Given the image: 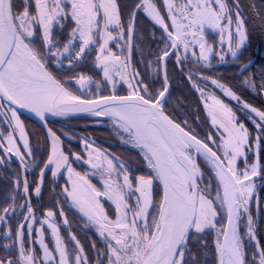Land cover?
<instances>
[{"label": "snow or ice", "instance_id": "6c2138e0", "mask_svg": "<svg viewBox=\"0 0 264 264\" xmlns=\"http://www.w3.org/2000/svg\"><path fill=\"white\" fill-rule=\"evenodd\" d=\"M163 6V15L152 0H143V4L135 6L136 10L146 12L165 32V47L157 57L158 63L174 54L169 49L179 51L182 47L187 53L190 47L196 45L199 48L198 61L202 60L211 66L209 54L214 53L204 40L206 28L219 31L227 29V50L233 58H238V52L247 40L239 0H232L231 5L227 0H183L179 4L175 0H164ZM165 16L168 17L167 22ZM134 17L133 12L127 22L129 40ZM67 19H71L75 27L61 50L58 47L61 42L53 36V28L62 27L60 21ZM113 26L119 29L121 37L125 34L116 0H23L22 10L16 0H0V112L6 107L10 113L9 125L13 127V132L19 131L18 137H14L12 132L6 136L0 135V142L7 145L0 148V151L14 153L22 164H25L26 156H31L18 108L30 109L45 123L49 113L64 116L70 112H92L96 116H112L128 134V142L141 149L143 159L154 176L132 177L119 158L109 159L111 153L104 154L96 148L93 149L97 154L95 160L89 159L87 163L107 177L103 181L104 191L101 192L88 181L86 175H81L72 168L69 157L60 150L59 137L51 129L48 132L52 138V154L44 165L45 169L55 165L56 171L52 173L54 177L62 168L68 172L72 182L71 191L67 187L63 191L71 197L73 204L87 220L97 227L99 235L108 241L107 249L101 253L102 259L97 257V264H186L185 249L190 232L203 233L205 229L215 227V220L220 215L218 208L224 210L223 214L227 219V227L218 230L215 241L218 264H249L238 230L242 214L246 218V235L256 245V250L251 254V264H264V248L259 247L254 234L255 222L249 211L254 195L253 177H257L261 168H264L259 155L261 141H264V111L245 105L258 117L255 124L258 133L252 135L243 123L237 122L231 108L214 96L211 97L213 103L206 105L211 123L218 130L222 129L219 145H216L211 135L208 136V140L217 147V151H213L208 143L184 131L179 124L164 115L162 102L168 90L166 75L165 87L156 96L147 92V85L142 80L135 85L128 83L127 96L112 95L83 100L73 95L46 69V60L50 57H64L70 64L75 63L86 49L98 45L96 62L102 68L104 78L113 83V77L125 80L127 58L121 60L108 48L109 41L117 38L109 31ZM37 30L42 35L43 51L32 42ZM233 36L237 38L235 41ZM74 42L80 44L79 51H75ZM219 47L224 49L223 39L219 42ZM66 53L68 56L65 57ZM191 54L196 56L197 52L193 50ZM219 59L224 60V55H220ZM177 62L182 63L179 56ZM247 69V64L241 65V75ZM138 75L135 71L131 73L133 80ZM189 79H192L191 75ZM200 79L210 80L213 85L223 89L227 96L239 99L223 83L210 77L201 76ZM88 82L90 78L82 74L77 81L81 87H86ZM244 82L256 86L254 76L246 77ZM258 86L264 90V81ZM141 88L144 95L140 94ZM17 139L23 143L18 145ZM85 144L90 147L87 141ZM21 147L27 151L22 153ZM192 148L211 162L215 178L219 182L215 189L211 180L201 186L205 178L190 155ZM246 149L256 157L250 165L247 164ZM88 155L92 156V152ZM75 159L82 158L76 155ZM238 159H244L245 169H237ZM113 160H116L115 165ZM113 175L116 179H112ZM133 179L136 180L135 188ZM154 179L163 186L158 202L153 200ZM14 184L16 189L22 184L25 203L18 205L15 203V196L11 197L12 203L7 207H0V212L4 213L0 215V222L13 214L17 207L27 208L28 215L23 219L30 222L17 226L18 256L15 259L8 255L0 257V264H88L87 256L83 254L84 249L75 236L71 239L77 247L67 249L55 224L47 225L54 237L51 250L44 242L42 229L39 232L42 255L36 254L31 246H25V232L30 238L33 223L37 221L28 203L27 178L16 180ZM34 192L39 195L41 187L37 185ZM133 195L136 196L134 206L126 198ZM101 197H107L115 204V219L108 216L100 203ZM152 208H155L154 214L149 211ZM46 215L51 218L55 213L49 210ZM64 222L67 223V220Z\"/></svg>", "mask_w": 264, "mask_h": 264}, {"label": "flooded vegetation", "instance_id": "af4514ba", "mask_svg": "<svg viewBox=\"0 0 264 264\" xmlns=\"http://www.w3.org/2000/svg\"><path fill=\"white\" fill-rule=\"evenodd\" d=\"M116 2L120 10L121 23L125 29L127 27L125 17L122 16L123 9V13H130V11L135 13L134 29L136 31L137 16L140 10H136L135 6L137 4H142V0H116ZM16 3L21 5L22 10L23 0H16ZM166 18L168 20V17ZM60 24L62 27L55 26L53 28V36L61 42L58 47L62 50V46L64 43H67L71 30L75 27V24L71 19L62 20ZM109 29H111V31L114 30L111 33L115 37V30L118 31V29L113 27ZM32 42L35 47L41 51L44 50L42 35L39 30H37V34L32 39ZM74 43L75 51H79L80 44ZM137 46L138 45L135 46V43H132L131 47L125 46L117 42L116 39L109 41L108 48L111 49V52L119 56L121 60L127 58L128 61L126 79L121 80L119 77H113L115 83L104 78L103 70L96 62L98 45L96 47L90 46L86 49L85 53L82 54L81 58L75 63L70 64L64 57H50L46 60L45 67L57 80L64 84L73 95L79 96L83 100L98 99L101 96H127L129 95L128 83L131 82L135 85L140 80L143 81L144 85H147V92L156 96L158 91L163 90L161 85L165 83L163 65H157L158 60L157 58L155 59V55H152L151 58L144 60L140 67L138 65V60L133 54ZM148 46L149 50L153 53L152 48L154 44H149ZM129 48L130 54L128 58L127 53ZM255 51L257 52V49ZM173 53L174 54L167 57V64H165L169 90L174 80L181 82V78L186 77V59L180 56L182 63H178V51H173ZM66 56H68L67 53L65 54V57ZM133 71L139 73L135 80H133L131 76ZM194 72L196 74L197 70H194ZM157 73H160V77L157 76ZM81 74L90 78V82L87 83L86 87H81L77 83ZM189 76L190 75H187L190 85L198 93L195 86L200 84L199 79L201 73H197V77L191 76V80ZM97 85H99V87H97ZM139 91L141 95L145 94L142 88L139 89ZM165 97V100L162 102L163 111L182 128L191 133L190 129L193 130V125L189 122L188 124L190 127H188L187 124L181 122L176 111L168 106V94ZM145 98L147 99L148 97L145 96ZM18 114L24 124L29 148L31 149V156H26L25 164H22L14 153L8 154L5 151H0V158H2L0 159V207H7L8 204L12 203L11 197L13 196H15L16 204L23 205L25 203L22 184L19 189H16L14 181L22 180L26 177L29 182L28 203L33 209L37 222L33 223V231L30 238L27 232H25V246H31L36 254L42 255L39 244V232L42 229L44 242L51 250L53 248L54 237L51 229L47 225L55 224L58 229V234L67 249L71 250L77 247L71 239L72 236H75L80 246L84 249L83 254L87 256L88 264H97V257L100 256L102 259L101 253L107 249L106 240H103V237L99 235L97 227L87 220L84 214L73 204L71 197L63 191L65 187L71 191L72 182L69 179L68 172L62 168L54 177L52 173L56 171L55 165H50L47 169L44 168L49 156L52 154V138L50 134L32 117L21 113L19 110ZM9 118L10 113L7 112V108L5 107L4 111L0 112V135L6 136L9 132H12L14 137H18L19 132L18 130L13 132V127L9 125ZM46 123L56 136L59 137L60 150L69 157L72 168L81 175H86L88 181L101 192L104 191L103 181L107 177L99 174L98 170L92 169L87 163L89 159L95 160L97 154L93 149L98 148L101 153L104 154L111 153V156L108 157L109 159H112V157L119 158L128 169L130 176L136 177L138 175L139 169H141V166L138 164L140 153L137 149L129 148L121 143V128L116 126V130H114L112 127L114 124L110 118H100L89 112L71 113L64 116L47 117ZM12 125H14L13 121ZM192 134L194 133L192 132ZM85 141H87V145H90V147L86 146ZM16 143L20 145L23 141L17 139ZM6 146V143L0 142V148ZM20 151L24 153L27 149L21 147ZM89 152H92V156L88 155ZM76 155L80 156L82 159L76 160ZM113 164H116V160H113ZM25 165H27V167ZM118 167L117 165V168ZM112 179H116V176L113 175ZM133 183H136L135 179H133ZM37 185L41 187L39 195H36L34 192V188ZM100 203L104 206L108 216L115 219V204L112 201H107L105 197L100 198ZM49 210L55 213L51 218L46 215ZM61 210L63 214H61ZM0 215H4V213L0 212ZM27 215L26 207H17L13 214H9L5 218V221L0 222V257L8 255L10 258L15 259L18 256L19 244L16 240V230L18 224H27L30 222L23 219ZM65 219L67 223L64 222ZM190 235L191 232L189 238ZM29 240L31 241L30 245ZM93 245H95V247H93Z\"/></svg>", "mask_w": 264, "mask_h": 264}, {"label": "trees", "instance_id": "16d2710c", "mask_svg": "<svg viewBox=\"0 0 264 264\" xmlns=\"http://www.w3.org/2000/svg\"><path fill=\"white\" fill-rule=\"evenodd\" d=\"M239 5L247 29V45L240 52L238 58L226 64L213 61L211 66L207 67H202L200 64L193 63L192 60L186 59V77L181 78V82L174 80L172 87L168 91V106L172 107L179 116L187 119L194 127L190 131L194 134L197 133L196 135L199 134L198 136L200 138L201 134H206L208 131H212V129L206 117L201 99L196 90L190 85L187 75L197 77V73L200 72L201 76L212 77L230 88L239 99L264 111V90L258 86L261 81H264V0H239ZM123 11L122 15L124 14ZM161 13L162 15L164 14L162 8ZM165 21H167L166 16ZM135 37L137 42H141V44H137L140 47L135 50V58L138 60L140 67L144 60L151 58L152 55L156 56L165 45V32L163 29L154 26L141 10L137 16ZM147 42L154 44L152 48L153 53L149 48L147 49L149 52L145 50L149 45ZM256 49L257 52L255 51ZM253 56H256V60L253 66L248 68L246 72L251 71L255 77L256 93H253L242 84L243 75L240 72V66ZM238 64L241 65L239 66ZM194 70H197L196 74ZM238 115L240 119L244 120L247 126L251 125L240 112H238ZM261 145L259 154L260 163L264 165V141H261ZM190 151L192 152V150ZM257 180L259 181L257 195L259 209L257 205L254 229L262 248H264V168H261L260 176ZM156 196L157 193L154 187V200H156ZM252 213L254 211H251V215ZM215 241V234L211 230H205L203 233L191 232L185 255L186 264H218V253Z\"/></svg>", "mask_w": 264, "mask_h": 264}, {"label": "rangeland", "instance_id": "374dc122", "mask_svg": "<svg viewBox=\"0 0 264 264\" xmlns=\"http://www.w3.org/2000/svg\"><path fill=\"white\" fill-rule=\"evenodd\" d=\"M163 2H164V0H153V3L156 4V6L159 8L160 12H161V8H162L163 13H164ZM182 2H183V0H175V3H177V4L182 3ZM227 2H228L229 5L232 4L231 0H227ZM141 11L147 17L146 13L142 9H141ZM130 14H132V11H130V13H124L122 15V16L125 17L126 27H127V22L130 19ZM150 21L153 23L154 26H158L152 20H150ZM110 28H112V27H110ZM113 28L118 29L115 26H113ZM109 31L112 32L114 30L111 31V29H109ZM115 32H116L115 33V37H117L116 41L124 44L125 46L127 45L128 47H131L132 43H135V46L138 43L141 44V42H139V41L137 42V39L135 37V32L136 31L134 29V26H133V30H132V33H131V39L130 40H129V36H128V33H127V28L125 29V34L122 37L119 34V29H118V31L115 30ZM153 34H155V33H153ZM203 36H204V40L206 42V45L212 47V49H213V53L214 54H209V59H210L211 63L213 61H216V62H219L220 64H226V63H230L234 59H236V58H233L231 56L230 52H228V50H227V42L229 40L227 29H225L224 31H219L217 29H208V28H206L204 33H203ZM221 39H223L225 41V47H224L223 50L219 47V42L221 41ZM232 39H233V41H235L237 38L235 36H233ZM145 44H146V42H145ZM246 45H247V40H246L244 46L239 50L238 55L240 54V52L243 51V48ZM139 47L140 46L138 45L137 49ZM164 47H165V45L163 46V48ZM148 48H149V46H147L145 48V50L147 51ZM193 50H195L197 52L196 56H193L191 54ZM147 52H149V51H147ZM160 53H161V51H159L156 54L155 59L158 57V55H160ZM133 54L135 55V50H134ZM198 55H199V48L196 45H194L193 47H190L187 53L184 52L182 47L178 51V56L179 57L182 56V58L192 60L193 63L195 62L196 64H200V66H202V67H207L208 65H206L202 60L198 61ZM220 55H224V60H220L219 59ZM127 57L129 58V51L127 53ZM167 60H168V58L164 59L163 61H161L159 63L157 62V65H163L164 66L165 64H167ZM238 65L240 66L241 64H238ZM157 76L160 77V73H157ZM249 76H253L251 71H248L245 74H243L242 84L246 88L251 90L253 93H256L257 90H256L255 86H252L251 84H248V83L244 82L245 78L249 77ZM203 77H209V76H203ZM210 78H212V77H210ZM218 82L221 83L220 81H218ZM164 87H165V83H163L161 85L162 89H164ZM195 87L198 90V94H199V97L201 99V102H202L206 117L208 118L209 125L211 126V129H212V131H210V132L208 131L206 134H201V138L204 139L210 145H212L215 149H217V147L214 146L208 140V136L211 135L212 139L216 141V145H219L220 142H221V137H222V129L218 130L211 123V117L209 116V109L206 107V105L213 103V101L211 99V97H213V96L217 100L221 101L224 105H226L227 107L231 108L232 111L236 115L237 122L238 123H243L245 125V127L248 129V131L252 135H256L258 133V130L255 127V124L258 122V117H256L255 113H252L250 111V109L245 107V105H251V104H248V103H246L245 101H243L241 99H234L232 97L227 96V94L224 92L223 89H220L218 86L213 85L210 80L201 79L200 80V84H197ZM201 90H203V91H201ZM165 98L166 97H164L163 100H165ZM255 108H257V107H255ZM237 111L240 112L241 115H243V117H245V120H247L251 124L250 126H247L245 124L244 120L240 119ZM20 119H21V117H20ZM179 119H181V122H184L185 124L188 125V127H190V125L188 124L189 121H187V119H185V118H183L181 116H179ZM112 127H113L114 130H116V128H117L115 125H112ZM118 129H120V128H118ZM120 130H121V143H123L124 145L128 146L129 148L131 147V148L137 149V151L140 153V155H139L140 158H139V161H138L139 163L138 164L142 168L139 170L141 172L138 173L137 176H145V177H147L149 175L154 176V172L147 167L146 162L143 159V153H142L141 149L137 148L134 144L129 143L128 142V140H129L128 134L126 132H124V130H122V128ZM249 142L252 143L251 140ZM191 150H192V152L190 151V155L194 156V158L196 159V163L199 166V169L203 173L204 178H205L203 180V182H201V186H203V184H207L209 182V180H211L212 186L215 189L219 182H218V179L215 178V172H214V169L212 167V164L202 154H197V153H195V151L193 149H191ZM219 154H220V152H219ZM245 155L247 157V164L248 165L252 164L255 161V159H256V157L252 154V152L247 150V149L245 150ZM236 167H237V169H240V170L245 169L246 168V164H245L244 159H238L237 163H236ZM259 176H260V174L257 177H253L254 195H253V199H252V201L250 203V208H249L250 213H251V211L252 212L254 211V213H252V217H253L254 221L256 219V209H257V203H258L257 202V199H258L257 195H258L259 181L257 179L259 178ZM132 183H133V181H132ZM135 187H136V183H133V188H135ZM154 187L156 189L157 196H156V200H154V199L153 200H154V202H158L160 200L161 195H162V188H161L160 182L158 180L154 179L153 188ZM221 193H222V189H221ZM213 194H215V193H213ZM126 198H128V202H129L130 205H133V206L135 205V195L130 196V197H126ZM105 199L107 201H110V200H108L107 197H105ZM215 203H218V202H215ZM149 211L154 214L155 213V208H152ZM217 211H218V213H220V215H218V217L215 220V227L209 228V229H205V230H211L212 232H214L215 240L217 239L218 230H220L222 228H225L226 227V222H227L226 216L223 214L224 210L222 208H218ZM245 224H246V218L243 217V214H242V218L238 221V226H239L238 230H239L240 236L243 239L244 250H245V252L247 254L246 255V260L249 262V264H251V260H252V255L251 254H252V252H254L256 250V245H255V243H254V241L252 239H250L249 237L246 236ZM192 232H194V231H192ZM193 235H194V233H193ZM220 238L222 240V236ZM103 240H105V239L103 238ZM106 244H108V241H106ZM188 245H189V238H188V241H187V247H188ZM186 250H187V248L185 249V251ZM257 259H259V258L257 257Z\"/></svg>", "mask_w": 264, "mask_h": 264}, {"label": "water", "instance_id": "95a60500", "mask_svg": "<svg viewBox=\"0 0 264 264\" xmlns=\"http://www.w3.org/2000/svg\"><path fill=\"white\" fill-rule=\"evenodd\" d=\"M148 17V16H147ZM150 19V18H149ZM170 30V29H169ZM170 52H173V51H175V50H172V49H170L169 50ZM169 57V56H168ZM167 58V57H166ZM165 58V59H166ZM255 60H256V56H253L252 58H250L245 64H247L248 65V68H250L251 66H253V64H254V62H255ZM240 72H241V68H240ZM165 75L167 76V73H166V68H165V65L163 66V76L165 77ZM167 92L165 93V96L168 94V91H169V82H168V79H167ZM164 96V97H165ZM164 99V98H163ZM18 107V106H17ZM18 110L21 112V113H23V114H26V115H28V116H30V117H32L34 120H36V122H38L47 132H48V129H50L49 128V126L47 125V123H45V121H42L40 118L39 119H37V118H35L29 111H27L26 109H20V108H18ZM71 113H88V112H70V113H68V114H71ZM89 113H92V112H89ZM51 116H56V115H53V114H47L46 115V122H47V117H51ZM97 117H100V118H104V117H106V116H97ZM182 128V127H181ZM184 129V128H183ZM52 131V130H51ZM184 131H186V132H189V131H187L186 129H184ZM53 132V131H52ZM49 133V132H48ZM190 133V132H189ZM192 134V133H191ZM192 135H194V134H192ZM194 136H196V135H194ZM197 137V139H199V140H202V141H204L205 143H207L204 139H202V138H200V137H198V136H196ZM209 144V143H208ZM209 147H212L213 148V151H217V149H215L212 145H210L209 144ZM194 151H195V148H192ZM195 153H196V151H195ZM217 154L219 155V152H217ZM160 182V181H159ZM160 185H161V188L163 187L162 186V184L160 183ZM257 205H258V209H259V200H257ZM226 227H227V222H226ZM254 234H255V237H256V239L259 241V239H258V237H257V235H256V232H255V229H254ZM247 236V235H246ZM259 247L260 248H262V246H261V243H260V241H259Z\"/></svg>", "mask_w": 264, "mask_h": 264}, {"label": "bare ground", "instance_id": "6f19581e", "mask_svg": "<svg viewBox=\"0 0 264 264\" xmlns=\"http://www.w3.org/2000/svg\"><path fill=\"white\" fill-rule=\"evenodd\" d=\"M152 2H153V0H152ZM142 4H143V0H142ZM146 13V12H145ZM146 15L148 16V14L146 13ZM148 18H150L149 16H148ZM150 20H151V18H150ZM27 111H29L35 118H37V119H39L40 117H38L34 112H32L30 109H26ZM97 110H99V109H97ZM164 112V111H163ZM49 114H51V113H49ZM164 115L165 116H167L170 120H172L165 112H164ZM106 117H108V118H110L111 119V121H112V123L115 125V126H117V127H120L119 126V124L117 123V121H116V118H114V117H112V116H106ZM173 121V120H172ZM174 123H176L175 121H173ZM177 124V123H176ZM181 127V126H180ZM121 128V127H120ZM193 158H194V156H192ZM195 159V158H194ZM208 160V159H207ZM195 161H196V159H195ZM209 161V160H208ZM210 162V161H209ZM211 163V162H210Z\"/></svg>", "mask_w": 264, "mask_h": 264}]
</instances>
